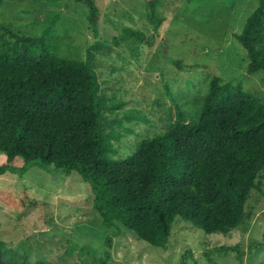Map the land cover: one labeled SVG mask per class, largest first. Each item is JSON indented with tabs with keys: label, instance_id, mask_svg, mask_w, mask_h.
Returning <instances> with one entry per match:
<instances>
[{
	"label": "rangeland",
	"instance_id": "obj_1",
	"mask_svg": "<svg viewBox=\"0 0 264 264\" xmlns=\"http://www.w3.org/2000/svg\"><path fill=\"white\" fill-rule=\"evenodd\" d=\"M259 2L163 0L165 21L156 30L148 20V0H97L96 31L87 6L75 0H5L0 21L14 31L45 35L60 55L83 60L95 42H113L126 27L152 38V44L133 37L92 50L104 132L121 158L142 139L172 128L178 110L195 123L213 74L242 83L264 103V71H248V52L235 37ZM6 163L0 153V166ZM24 163L21 157L14 161L16 167ZM259 181L244 221L229 233L210 234L176 216L167 245L159 247L120 223L105 226L89 183L77 171L66 174L33 162L23 173L0 174V238L31 262L98 264L113 235L109 264H182L184 255L185 264H264V170ZM225 244L243 254L218 248Z\"/></svg>",
	"mask_w": 264,
	"mask_h": 264
},
{
	"label": "trees",
	"instance_id": "obj_2",
	"mask_svg": "<svg viewBox=\"0 0 264 264\" xmlns=\"http://www.w3.org/2000/svg\"><path fill=\"white\" fill-rule=\"evenodd\" d=\"M75 1L87 6L97 31V0ZM162 5L163 0L147 3L148 20L156 30L165 21ZM133 37L153 43L143 31L126 27L113 42H95L83 60L60 55L45 35L14 31L0 21V153L7 156L0 174L23 173L33 162L66 174L77 171L89 183L105 226L120 223L155 246L167 245L176 216L207 233L227 234L244 221L252 190L260 188L264 103L242 83L213 74L195 123L178 110L168 131L142 139L125 157H115L102 123L103 98L92 50ZM235 37L248 52V71H264V0ZM17 157L24 159L22 167L14 165ZM105 244L98 264H109L113 235ZM218 248L239 249L229 244ZM0 264L54 263L31 262L25 252L4 247L0 238Z\"/></svg>",
	"mask_w": 264,
	"mask_h": 264
}]
</instances>
